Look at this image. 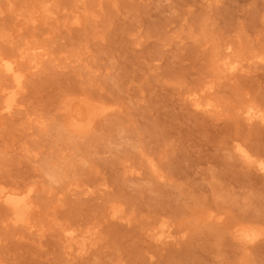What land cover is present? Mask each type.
I'll use <instances>...</instances> for the list:
<instances>
[{
    "label": "rangeland",
    "instance_id": "374dc122",
    "mask_svg": "<svg viewBox=\"0 0 264 264\" xmlns=\"http://www.w3.org/2000/svg\"><path fill=\"white\" fill-rule=\"evenodd\" d=\"M0 53L24 76L7 114L0 71V189L34 205L15 224L0 203V264H264V177L238 152L264 160L243 114H264V0H0ZM82 105L104 112L77 131Z\"/></svg>",
    "mask_w": 264,
    "mask_h": 264
},
{
    "label": "bare ground",
    "instance_id": "6f19581e",
    "mask_svg": "<svg viewBox=\"0 0 264 264\" xmlns=\"http://www.w3.org/2000/svg\"><path fill=\"white\" fill-rule=\"evenodd\" d=\"M33 50L36 51L40 49L35 48ZM227 50H229V47L227 48ZM226 57L227 56L222 59L226 60ZM0 71L5 73L8 77H11L15 82L14 90L5 94L6 101L4 102V105L2 107V110L4 112L10 114L15 108L17 96L16 90L22 88V81L24 76L20 74L16 61L3 57L1 53ZM222 71H224V73L228 75H233L238 71V63L236 61L230 63L225 62ZM193 103L194 106L199 109H211L213 107V104L211 102L203 103L199 99H197L196 96L193 97ZM72 110H75V113L70 114L68 125L77 131H84L94 115L104 112V110L100 111V109L88 105H82ZM243 114L245 115V118L248 122H264V114L253 107H248L243 112ZM238 152L240 157L244 161H246L247 164L253 166V168H255L264 177V160L252 158L245 149L239 146ZM32 192L33 190L31 188L26 190H6L3 188L0 189V203L10 212L11 221L13 223L22 224L27 222L28 215L30 214L31 209L34 206L32 201ZM65 234L67 238H70L72 237L73 231L67 230L65 231ZM156 236H158L157 239L160 242L170 239V235H166L165 232L156 234ZM259 236L260 234L251 228H244L242 230L235 231V237L242 245L245 246H250L256 243V241L259 239ZM83 250L84 249L81 248V251Z\"/></svg>",
    "mask_w": 264,
    "mask_h": 264
}]
</instances>
